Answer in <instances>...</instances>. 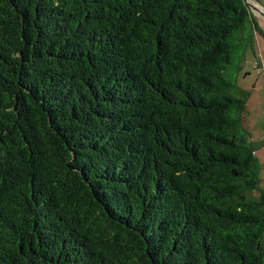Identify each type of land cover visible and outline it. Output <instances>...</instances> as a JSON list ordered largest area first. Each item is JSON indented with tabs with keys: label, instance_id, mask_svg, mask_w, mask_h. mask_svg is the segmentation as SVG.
Segmentation results:
<instances>
[{
	"label": "trees",
	"instance_id": "obj_1",
	"mask_svg": "<svg viewBox=\"0 0 264 264\" xmlns=\"http://www.w3.org/2000/svg\"><path fill=\"white\" fill-rule=\"evenodd\" d=\"M258 31L246 0H0V264H264Z\"/></svg>",
	"mask_w": 264,
	"mask_h": 264
},
{
	"label": "rangeland",
	"instance_id": "obj_2",
	"mask_svg": "<svg viewBox=\"0 0 264 264\" xmlns=\"http://www.w3.org/2000/svg\"><path fill=\"white\" fill-rule=\"evenodd\" d=\"M258 8L250 7L251 15L258 25V32H254L251 45L247 46L242 63V75L238 80L240 90L249 92L244 112L245 123L251 135V141L256 149V157L260 163L258 176L260 188L264 190V65L256 66L257 54L263 55L264 64V0H247ZM259 191H254L257 197Z\"/></svg>",
	"mask_w": 264,
	"mask_h": 264
},
{
	"label": "crops",
	"instance_id": "obj_3",
	"mask_svg": "<svg viewBox=\"0 0 264 264\" xmlns=\"http://www.w3.org/2000/svg\"><path fill=\"white\" fill-rule=\"evenodd\" d=\"M257 58L259 59V65H262L263 64V60H262L263 59V55H262V53H261V55L258 53L257 56H256V60H257Z\"/></svg>",
	"mask_w": 264,
	"mask_h": 264
},
{
	"label": "water",
	"instance_id": "obj_4",
	"mask_svg": "<svg viewBox=\"0 0 264 264\" xmlns=\"http://www.w3.org/2000/svg\"><path fill=\"white\" fill-rule=\"evenodd\" d=\"M246 2L248 3L249 7L252 6V7L256 8V9L258 8L256 5L252 4L251 2H249V1H247V0H246ZM262 13H263V15H264V12H262Z\"/></svg>",
	"mask_w": 264,
	"mask_h": 264
},
{
	"label": "built area",
	"instance_id": "obj_5",
	"mask_svg": "<svg viewBox=\"0 0 264 264\" xmlns=\"http://www.w3.org/2000/svg\"><path fill=\"white\" fill-rule=\"evenodd\" d=\"M261 55V54H260ZM263 60V59H262ZM259 62V59H258V61H257V63ZM259 64V63H258ZM262 65H264V64H262ZM264 67V66H263Z\"/></svg>",
	"mask_w": 264,
	"mask_h": 264
}]
</instances>
